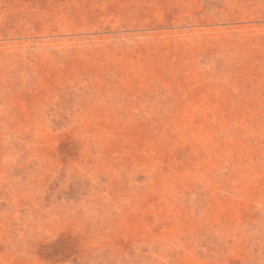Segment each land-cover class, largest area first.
<instances>
[{"label": "rangeland", "instance_id": "1", "mask_svg": "<svg viewBox=\"0 0 264 264\" xmlns=\"http://www.w3.org/2000/svg\"><path fill=\"white\" fill-rule=\"evenodd\" d=\"M0 264H264V0H0Z\"/></svg>", "mask_w": 264, "mask_h": 264}]
</instances>
